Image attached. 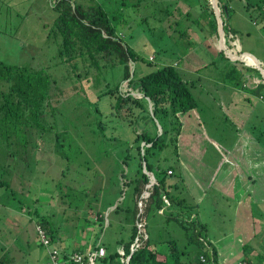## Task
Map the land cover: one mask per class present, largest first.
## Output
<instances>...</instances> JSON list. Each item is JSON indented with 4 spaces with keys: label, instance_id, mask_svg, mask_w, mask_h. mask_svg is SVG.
Returning <instances> with one entry per match:
<instances>
[{
    "label": "trees",
    "instance_id": "trees-1",
    "mask_svg": "<svg viewBox=\"0 0 264 264\" xmlns=\"http://www.w3.org/2000/svg\"><path fill=\"white\" fill-rule=\"evenodd\" d=\"M88 1V3L75 0L52 1L56 17L49 35H52L58 44L60 63L69 64L72 67V74L65 79L78 83L85 81L88 90L93 89L91 82L95 85L99 82L103 84V90L99 89L97 92H90V90L86 98L93 96L95 101L93 113L102 116L97 104L103 97H108L109 112L106 116H102V119H92L90 118L92 115L88 114L89 117L84 126L85 135L80 136L85 145V159L78 162L90 169L92 160L94 158L96 160L98 154H103L106 158L96 161H99V164L103 162L102 164L107 167L109 181L108 186L94 191L92 197H89L86 192L87 188L83 187L79 194L73 186H69L66 191L63 190L64 187L60 181L55 183L54 190H59L58 197L66 205L63 206L62 211H58L57 206H50L53 207L54 213L49 214L46 211V214L42 215L46 218H41L34 224L35 237L38 238L39 245L47 252L45 264L52 251L56 252L60 264H183L185 261L182 255L188 253L186 248L192 244L199 246L196 259L192 260V264H219L217 250L214 247L208 250L210 243L206 236L207 224L197 218L196 203L188 202L185 196L179 193L181 188H184L181 184L182 179H185L182 171L184 169L180 164L181 159L183 160L186 154L187 162L190 164L185 165L190 168L191 165L198 166L207 151V147H201L200 143V136L202 139L206 138V133L203 135L198 128L192 131L191 127L188 132L184 131L188 118L191 120L197 118L194 121L198 122V127H201L200 124H205L212 117L210 113H203L204 115L199 117L197 115L202 110L205 111L200 106L203 100L195 93L200 84L196 81L197 79L184 78L182 69L177 64L168 62L167 59L153 70L144 72L140 68L137 72L138 61L144 65H150L152 61L140 56L125 41V34L122 33L124 26L128 23L126 13L128 15L132 11L140 12L142 15L136 21L137 29L151 34L155 30H160L165 34L168 28L177 34L174 42L180 43V46L176 49L172 48V51L180 59L190 50L198 51L199 47L205 49L204 38L215 35L219 41L212 1ZM232 1L217 0L223 24L224 45L230 52L234 48L230 47L229 42H234L236 47L233 38L235 31L229 23L233 10ZM244 1L246 10L252 9L256 13V18L264 22V0ZM179 3L186 5L187 10L183 11ZM193 26L202 35L200 40L191 38L188 30ZM241 52L232 53L246 63L247 61L256 62L246 58ZM206 56L207 60L198 69L199 73L213 79L216 86L242 91L246 101L258 98L264 104V78L256 66L247 63L248 66L241 60L230 59L220 47L216 53L209 54L206 51ZM79 61L83 63V67H80ZM262 67L264 69L263 65ZM117 72L120 73V78L114 81L113 77ZM56 81V78H53L45 69L0 61L1 188L10 189V182L20 169L19 163L22 162L25 165L31 157L32 148L39 149L42 145L47 146V150L50 149L44 154L49 159L45 173L50 166L60 169L56 172L58 177L64 176L65 170H69L71 166L78 169L73 164V156L62 150L60 134H53L52 131L56 126L51 125L52 121L49 122L50 117L47 116L48 108L52 105L51 98L56 91L59 94L63 93L58 86L54 88ZM123 81H126L129 90L121 87ZM74 88L76 90L72 88L67 92H77L78 87L74 86ZM134 91L140 95H134ZM120 122L132 131L133 136L130 140H126V134L120 133V130L116 133V127ZM158 125L162 127V133H159ZM118 129H120L119 126ZM45 130H49L48 134L42 135L41 132ZM211 141L213 143V140ZM73 143L70 135L68 147ZM87 150L91 154V159ZM50 153L53 154L52 157ZM57 156L67 162L63 169L53 164L55 160L53 157L57 158ZM102 175L105 176L103 172ZM1 177H8V180H3L4 178ZM95 179H98V176ZM71 183L77 184L78 181L72 179ZM115 184L118 186L116 196L118 200L110 201V198H103L104 195L112 193ZM9 193L0 195V201H2L0 212L8 217L4 222L9 226H12L15 218L21 220L20 226L26 227L27 243L29 229L23 219L25 216L12 214L14 211L3 202L4 196L10 201H16L15 191L10 189ZM67 196L68 200L70 199V205L66 215ZM34 202L36 200H32L27 207L20 206V211L27 215L36 213V208L29 209ZM96 202L99 203V207L93 205ZM115 202L116 205L112 211L117 217L119 216L118 225L113 224L114 218L109 220L105 216L106 209ZM82 203L85 206L82 208L85 216L82 219L78 216L80 223L86 228L93 222V216H96L100 223L99 230L90 246L89 237L86 236L84 245L76 247L74 245L72 248L69 237L62 238V234L64 231L69 234L80 232L79 219L73 225L69 223V220L76 218L75 212L78 209L81 210ZM61 213H63L61 217L65 220V228L54 217L57 214L60 216ZM28 218L29 221L33 220L32 217ZM149 225L151 228L160 227L159 230L162 233L168 232L169 229L174 235L173 227L178 226L184 233V246L178 243L174 235L157 240L158 232L150 230ZM37 227L45 232L49 243L43 244L40 241ZM105 234H109L108 240L102 239ZM23 242L21 234L17 233L13 241L14 246L23 248ZM26 246L29 247L28 244ZM100 248H104L103 257L97 255ZM0 251L2 252L0 264H11L9 257L11 251H8L4 245H1ZM200 255L204 256L205 262H201ZM76 256H80V259ZM255 257L257 258L255 262L246 257L245 260L254 264H261L264 260V255L261 253Z\"/></svg>",
    "mask_w": 264,
    "mask_h": 264
},
{
    "label": "rangeland",
    "instance_id": "rangeland-1",
    "mask_svg": "<svg viewBox=\"0 0 264 264\" xmlns=\"http://www.w3.org/2000/svg\"><path fill=\"white\" fill-rule=\"evenodd\" d=\"M52 1L54 2V0ZM52 1L0 0V61L9 64L31 65L36 69H45L53 78H56L57 81L54 88L58 86L63 93L59 94L56 91L54 97L51 98L52 105L48 108L47 116L50 117L49 122L52 121L51 125L56 126L52 131L53 134H60L62 150L73 156V164L78 169L71 166L69 170H65L64 176L60 175L58 177L56 172L60 169L50 166L47 173H45L49 159L44 155L47 146L42 144H40L42 148H32L31 157L25 165L22 162L19 163L20 169L16 172L18 174L14 176L11 182L9 181L10 189L15 191L14 198L16 201H10L4 196L3 202L14 211L12 214L25 216L23 219L27 223L29 236L26 243L25 224V228H23L20 226L21 220L15 218V221H12V226H9L4 222L8 217L4 216L3 212H0V247L4 245L8 248V251H11V256H9L11 264H45L47 252L39 245L38 238L35 237L34 224L37 220L46 218L42 217V215L46 214V211L49 214L54 213L52 209L54 206H57L58 211H62L63 206L66 205L58 197V195L60 196L59 190H54L55 183L60 181V184L64 187L63 190L66 191L69 186H73L79 194L83 187L87 188L86 192H88L89 197H92L94 191H99L100 188L108 186L109 181L107 179L109 176L107 167L102 164L103 162L99 164V161H96L102 158L105 159L106 157L103 154H98L96 160L93 157L94 160H92L90 169L85 164L78 162L81 159L83 161L85 159V145L80 136L85 135L84 126L87 122L86 119L89 117L88 114L92 115L90 116L92 119H102V116H106L109 112V99L108 97H103L98 101L97 108L101 111L102 116L98 113H93L95 103L93 96L87 98L86 96L89 95L88 91L90 90V92H97L99 89L103 90V84L99 82L98 85H95L91 82V88L93 87V89L88 90L89 88H87L85 81L78 83L76 81L72 82L68 78L65 79V77H69V74H72V67L69 64L63 65L60 63L58 44L55 38L49 35V30L52 29L56 17ZM75 1L80 3L89 2L88 0ZM179 5L183 11L187 10L186 5L183 3H179ZM231 6L233 10L230 14L229 23L235 31L233 38L236 45L235 47L234 42H229L230 47L234 48L232 52L252 53L259 62L264 64V22L256 18L255 11L252 9L251 11L246 10L244 0H233ZM141 15L142 13L135 11L129 12L128 15L126 13L125 17L128 16V23H126L123 28L124 31H122L125 34V41L140 56L150 62L152 61L150 65H144L138 61L136 63L137 72H139L140 68L144 72L153 70L161 66L164 59H167L168 62H173V64H177L182 69L184 78L197 79L196 81L202 86L199 85L195 93L203 100L200 106L205 110H202L197 115L199 117L204 115L203 113H210L212 117L205 124H200L201 127H198V122L194 121L197 118H192L194 120L188 118L187 127L184 131L188 132L191 127L194 130L198 128V131L202 132L203 135L206 133V138L203 137L202 139L200 136V143L201 147H209L210 145L212 147H209L203 159L206 168H210V173H207L208 176L213 171V165L220 166L215 160V156L218 155L219 159L224 158V156L221 157V152L226 156V160L223 159L226 164H224L221 174L218 172V177L204 183V189L197 196L190 189L188 190L193 197V203L197 205V218L207 224L206 236L210 242L209 248L214 247L217 250L219 264H236L237 261L245 257L255 262L254 256L257 252L264 253V104L258 98L246 101L244 98L245 94L242 91L240 92L231 87L222 88L221 86H216L213 79L207 78L205 74L198 72L201 64L207 60L206 51L210 54L219 50V43L215 35L210 38H204L203 45L205 49L207 48L206 51L199 47L198 51L190 50L186 55L178 59L174 51H172V48L176 49L180 46V43L174 42V37L177 34L168 28H166L165 34L160 30H155L151 34L147 33L148 31L144 32L137 29L136 21ZM176 17L179 16L177 15ZM196 29L193 26L188 31L192 39L198 38L200 40L202 35ZM243 55L255 61L251 55ZM243 62L248 66L249 64H253L251 66L255 64L251 61H247L249 64L246 61ZM79 64L80 67H83L81 61H79ZM113 78L114 81L118 80L120 73L117 72ZM74 86L78 87L77 92H67L68 89L72 90V88L76 90ZM121 87L129 90L126 81L121 83ZM133 94L136 96L140 95L135 91ZM109 119L111 118L109 117ZM118 126L120 129H118ZM118 126L116 127V133L120 130V133L126 134V140H130L133 136L130 128L122 122ZM48 132L49 130H45L41 133L42 135H47ZM70 135L74 143L68 147ZM258 136H260V139H258ZM209 138L213 140L214 144L211 140L209 141ZM244 145L247 151L246 156H243ZM50 154L52 157L53 154ZM87 154L89 159H91V154L88 150ZM53 158L55 159L53 161L54 165L62 169L67 165L63 158L61 159L58 156ZM187 158L188 156L186 157L185 154L183 160L190 164V162H187ZM183 165L186 172L191 170L190 166ZM88 170L90 171L88 172ZM102 172L105 176L102 175ZM96 176H98V179H95ZM200 176L203 177L204 174ZM205 176L207 178V175ZM71 177L73 180L77 179L78 183L72 184ZM1 178L8 180V177ZM219 178H222V181ZM53 182L54 184H52ZM10 189L0 187V195L3 193L6 195ZM112 189H114L112 193L104 195L103 198L107 197L110 198V201H117L118 186L116 185ZM185 191L186 189L181 190L183 196ZM32 200H36V202L29 209L36 208V213L27 215L21 212L20 206L27 207V205L32 203ZM67 200L68 196L66 197ZM96 203L93 204L95 207L99 204ZM0 205H2V201H0ZM69 205L70 199L67 202L66 215L69 212ZM115 205L116 202L106 209L105 216L109 220L114 218L113 224L118 225L119 221L117 219L119 216L117 217L112 211ZM82 208H85L83 203L80 206L81 210L78 209L75 212L76 218L69 220L71 225L79 219L78 216L81 217L80 219L85 216ZM62 214H59L60 216H57V214L54 217L65 228V220L61 217ZM28 217H32L33 220L29 221ZM80 219L78 224L81 225L80 229L82 231L79 230V233L69 234L63 230L62 238L69 237L72 248L74 245L75 247L84 245L86 236L89 237L90 246L99 230L100 223L96 216H93V222L86 228L80 223ZM149 227L150 230L158 232L157 240L174 235L169 229L168 232L162 233L159 230L160 227L151 228L150 225ZM173 228L174 236H176L178 243L184 246L183 230L178 226ZM17 233L21 234V239L24 241L23 248L14 246L13 241ZM81 234L84 236L81 237ZM108 236L109 234H105L102 239L108 240ZM198 248L199 246L196 244L187 246L186 250L188 253L182 255L185 261L183 264H192V260L196 259ZM1 254L2 252L0 251ZM1 257L5 258V256Z\"/></svg>",
    "mask_w": 264,
    "mask_h": 264
},
{
    "label": "crops",
    "instance_id": "crops-1",
    "mask_svg": "<svg viewBox=\"0 0 264 264\" xmlns=\"http://www.w3.org/2000/svg\"><path fill=\"white\" fill-rule=\"evenodd\" d=\"M261 65H264V64H262L261 63ZM251 127V126H250ZM252 128V127H251ZM192 130H193V128H191ZM250 131H252V130H250ZM246 134L247 135H249L248 134V132H246ZM209 147H211V145L209 146ZM209 147H207V150L209 149ZM245 147V145L243 146V148ZM212 148V147H211ZM207 152V151H206ZM206 152H205V154H206ZM247 155V151H246V148H244V154H243V156H246ZM222 156H224V158L222 157ZM204 157L205 156H203V159H204ZM221 157H222V159H219V157H218V155H216L215 156V160L220 164V166H216V165H213V171H212V173L210 174V176H208V172L210 173V168H206V166L204 165V163H203V159H202V162L200 163V165H198V166H192L191 165V170L189 171V172H186L185 171V167H184V165L183 164H186V162H183V160L181 159V162H180V164H182V167H183V169L184 170H182L183 171V174H184V177H185V179H182V185L184 186V188L182 189L181 188V190H185L186 189V191H185V194H184V196H185V198H186V200L188 201V202H190V203H193V201H192V196L190 195V193H189V189L191 190V192H194L195 194H196V196H197V194L199 193V192H201L203 189H204V187H203V184L204 183H207V182H209V181H211V180H213V179H215L216 177H218V175L217 174H219L220 172H222L223 171V166H224V164H226V162H224L226 159H225V155L221 152ZM223 159H225V160H223ZM211 161V160H210ZM212 169V168H211ZM220 169V170H219ZM206 170H207V172H206ZM219 172V173H218ZM201 174H204V176L203 177H201L200 175ZM221 174V173H220ZM205 175H207V178H206V176ZM215 175H217V176H215ZM219 180H221L222 181V178H219ZM229 180V179H228ZM181 190L179 191V193L182 195V193H181ZM201 221V220H200ZM202 222H204V221H202ZM206 223V222H205ZM210 243V242H209ZM209 251L211 250L210 248L208 249ZM218 253V252H217ZM259 252H257V254H258ZM262 255H264V253L263 252H260ZM256 254V255H257ZM255 255V256H256ZM254 256V257H255ZM242 259H244L245 260V258H242ZM255 259H257L256 257H255ZM218 262H219V255H218ZM264 264V260L263 261H261V264Z\"/></svg>",
    "mask_w": 264,
    "mask_h": 264
},
{
    "label": "water",
    "instance_id": "water-1",
    "mask_svg": "<svg viewBox=\"0 0 264 264\" xmlns=\"http://www.w3.org/2000/svg\"><path fill=\"white\" fill-rule=\"evenodd\" d=\"M212 1V5H213V8H214V12H215V16H216V21H217V32H218V38H219V47L221 49H224V52L226 54V56H228L230 59L232 60H241V61H244L242 60L240 57H234L233 56V53L226 50L225 49V45H224V32H223V24H222V21H221V16H220V10H219V6H218V3H217V0H211ZM241 54H249L251 55L252 57H254L255 59V64L254 66H256L261 74V76L264 78V69L261 65V62L258 61L257 57H255L252 53H249V52H241ZM149 102V98L147 99ZM149 106H151V104L149 103ZM158 131L159 133H162V127L160 125H158ZM142 144H144L142 142ZM152 178L154 179V176H152Z\"/></svg>",
    "mask_w": 264,
    "mask_h": 264
},
{
    "label": "built area",
    "instance_id": "built-area-1",
    "mask_svg": "<svg viewBox=\"0 0 264 264\" xmlns=\"http://www.w3.org/2000/svg\"><path fill=\"white\" fill-rule=\"evenodd\" d=\"M170 172V171H169ZM165 202L167 203V204H169L168 203V201L167 200H165ZM160 212H161V210H160ZM37 229H38V231H39V239H40V241L43 243V244H47V243H49V239L46 237V234H45V232L42 230V229H40V228H38L37 227ZM104 248H100L99 250H98V256H100V257H103L104 256ZM77 257V259H80V256H76ZM200 260H201V262H205V258H204V256H202V255H200ZM46 264H60V262H58V260H57V256H56V252L55 251H52L51 253H49V259H48V261L46 262ZM236 264H254V263H249V262H247L246 260H244V259H240L239 261H237V263Z\"/></svg>",
    "mask_w": 264,
    "mask_h": 264
},
{
    "label": "bare ground",
    "instance_id": "bare-ground-1",
    "mask_svg": "<svg viewBox=\"0 0 264 264\" xmlns=\"http://www.w3.org/2000/svg\"><path fill=\"white\" fill-rule=\"evenodd\" d=\"M234 57H237V56H234Z\"/></svg>",
    "mask_w": 264,
    "mask_h": 264
}]
</instances>
